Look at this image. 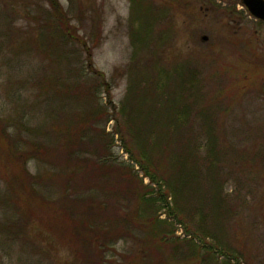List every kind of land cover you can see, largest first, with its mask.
<instances>
[{
	"label": "rangeland",
	"instance_id": "rangeland-1",
	"mask_svg": "<svg viewBox=\"0 0 264 264\" xmlns=\"http://www.w3.org/2000/svg\"><path fill=\"white\" fill-rule=\"evenodd\" d=\"M241 1L58 0L69 25L86 44L76 40L82 45L76 44L83 61L87 63L86 49H90L94 68L113 87L117 109L130 85L132 67L150 75L151 69L159 71L192 57L200 65L196 82L204 92L201 107L215 112L221 133H226L223 142L226 139L244 152L242 166L237 162L232 167L233 160L219 170L226 179L220 215L208 213L206 206V218L193 216L192 207L180 204L179 209L186 207L184 216L173 217L169 213L177 207L175 196L169 207L158 203L153 213L159 223L147 231L167 236L172 245L165 252L177 251L174 259L163 264H264V22L253 18ZM47 9L42 0H0V126L20 119L38 125L46 135L56 165L32 160L27 169L39 176L53 169L71 172L72 154L87 158V108L107 103L103 90L96 99L87 97V69L84 84L71 71L72 57V63L68 59L52 62L59 57L47 44L52 43L51 32L47 30L48 36L42 38L39 29L47 21ZM82 125L85 129L79 131ZM114 126V120L108 122L106 131L112 132ZM0 139V264H83L68 237L49 228L52 219L45 213L48 207L36 201L40 198L29 208L23 205L26 200L17 186L12 190L8 185L5 175L19 170L5 167L6 149L1 144L6 140ZM98 143L102 144L101 137ZM111 150L118 162L132 163L118 137ZM60 181L58 177L48 181L47 199L58 212L69 209ZM80 181L86 183L87 175ZM144 184H150L149 180ZM212 184L213 179L201 184L206 201L213 193ZM86 187L80 186L85 195ZM76 195L73 200H78ZM125 203L127 212H139L133 200ZM61 215L58 222L63 220ZM59 226L63 222L57 230ZM145 233L135 229L136 238L114 244L105 254L107 264H141L138 239L149 241L148 248L156 250Z\"/></svg>",
	"mask_w": 264,
	"mask_h": 264
},
{
	"label": "trees",
	"instance_id": "trees-1",
	"mask_svg": "<svg viewBox=\"0 0 264 264\" xmlns=\"http://www.w3.org/2000/svg\"><path fill=\"white\" fill-rule=\"evenodd\" d=\"M42 1L50 9L46 11L47 21L39 28L40 36L46 38V31L51 32L48 40L52 43L47 44L59 57L52 62L68 59L72 63V57L74 64L71 71L77 73L83 82L87 69V97L96 99L103 90L107 103L87 108V117L84 118L87 135L90 133L87 158L79 153L70 155L68 162L74 166L71 172L55 170L56 173L53 169L47 170L43 176L31 175L27 169L29 162L50 163L52 167L53 163L56 165V154L47 147L46 135L39 132L38 125L23 123L20 119L4 121L0 126V137L6 140L1 144L6 149L5 167L8 170L9 165L16 166L19 170L18 173L9 171L5 180L12 190L17 186V191L25 197L23 205L25 203L32 208L33 200L40 198L36 201L48 207L45 213L52 219L49 228L68 237L75 256L82 258L83 264H107V250L120 240L136 238L135 229L147 232V239L154 242L156 249L148 248L149 241L142 243L138 239L139 263L163 264L168 258L174 259L176 250L172 254L165 252L172 245L167 236L147 231L150 227L154 229L156 222L159 223V216L153 213L157 211L158 203L165 202L169 207L170 199L175 196L177 207L173 206L169 213L173 217L184 216L182 211L186 207L179 209L180 204L192 207L193 216L203 215L206 218V206L208 213L220 215L221 194L226 179L219 170L227 168L233 160L232 167L237 162L242 166L244 158L243 151L231 147L226 139L223 142L222 137L226 133H221L223 129L218 125L212 108L201 107L204 92L196 82L199 63L192 57L185 58L184 62L169 68L151 69L150 75H142L141 70L132 67L130 85L122 106L117 109L112 100L113 87L94 68L90 49H86L87 63L83 61V52L76 44L78 41L84 46L86 44L69 25L64 8L58 0ZM51 37L58 42L55 43ZM164 77L167 78L163 80ZM112 120L115 122L114 129L107 132L106 125ZM84 129L82 125L79 131ZM99 137L102 144L98 143ZM115 137L122 143L131 164L118 162V158L114 157L111 145ZM86 175L87 182L80 181ZM55 177L61 179L62 187L67 191L65 200L69 207L59 212L47 199L51 193L48 181ZM145 179L150 184H144ZM211 179L213 193L206 201L201 184ZM81 183L87 184L86 195L80 188ZM76 193L78 200H73L72 196ZM126 200H133L139 212H127ZM39 204L36 206L41 208ZM142 208L143 213L140 211ZM146 212L150 215H144ZM59 214H62L63 226L57 230V225L61 223L57 221Z\"/></svg>",
	"mask_w": 264,
	"mask_h": 264
},
{
	"label": "water",
	"instance_id": "water-1",
	"mask_svg": "<svg viewBox=\"0 0 264 264\" xmlns=\"http://www.w3.org/2000/svg\"><path fill=\"white\" fill-rule=\"evenodd\" d=\"M241 2L253 18L264 22V0H242ZM203 39L207 40V37Z\"/></svg>",
	"mask_w": 264,
	"mask_h": 264
}]
</instances>
